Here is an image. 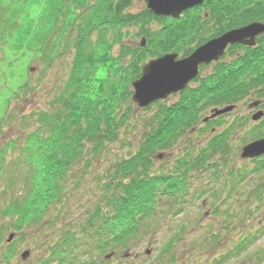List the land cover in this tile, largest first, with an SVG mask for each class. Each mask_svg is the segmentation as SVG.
Instances as JSON below:
<instances>
[{
  "label": "trees",
  "instance_id": "obj_1",
  "mask_svg": "<svg viewBox=\"0 0 264 264\" xmlns=\"http://www.w3.org/2000/svg\"><path fill=\"white\" fill-rule=\"evenodd\" d=\"M135 1L0 0V45L11 42L12 57L33 55L46 69L59 58H71L49 109L25 117L34 128L20 146L21 189L0 202L11 228L44 222L42 228L50 231L39 264H121L111 259L159 234L162 221L181 212L191 194L209 196L219 213L215 203L229 201L250 174L259 177L247 182L248 197L264 199V155L250 159L255 163L250 173L228 172L243 145L264 137V114L244 131L248 115L231 121L233 110L212 116L214 109H236L242 102L264 113V33L254 46L233 44L220 61L202 65L173 101L139 108L140 117L132 100V84L150 59L167 53L186 57L229 30L264 23V0H204L179 18L157 16L147 6L131 11ZM2 69L10 80L0 94L10 91L12 99L26 92L28 81L12 90L13 67ZM235 137L241 138L240 147L234 146ZM118 145L122 152L104 159ZM9 146L15 149L16 142L3 151ZM4 172L0 162V176ZM226 174L236 179L228 190L219 185ZM17 176L10 177V187ZM92 178L96 202L70 219V198ZM229 213L224 215L230 218ZM218 237L211 234L213 242ZM256 237L245 234L233 251L244 250ZM15 242L3 244L0 237V264H12ZM175 242L171 238L162 245L159 261L170 256L167 262L174 263ZM109 253L113 256L106 258Z\"/></svg>",
  "mask_w": 264,
  "mask_h": 264
},
{
  "label": "rangeland",
  "instance_id": "obj_2",
  "mask_svg": "<svg viewBox=\"0 0 264 264\" xmlns=\"http://www.w3.org/2000/svg\"><path fill=\"white\" fill-rule=\"evenodd\" d=\"M146 2L147 0H136L131 11L135 12L143 9L146 6ZM30 11L32 15L37 12L35 7H32ZM130 41L132 43L136 42L135 39ZM10 50L11 42L0 45V69L3 68L2 71L5 72L6 70L4 69L5 67L8 68L9 64L13 67L14 75L10 84L12 90L17 89L21 85L23 86L27 81L28 87L26 92L20 93L18 97L15 96L16 98L10 99V91L6 93V96L5 94H0V162L5 165V172L0 176V202L16 194L18 195L21 189V179L19 178L24 175V165L18 166L17 164L21 150L20 146L22 145L24 134L34 128L33 124L29 125L25 122V117L34 111L49 109L50 101L63 86L71 64V58L67 56L55 60L46 69L44 64L33 55L12 57ZM11 58H13L12 61H10ZM31 68L35 69L31 71ZM9 80L8 75L3 77L0 73V90L4 89L2 85L5 82L8 83ZM29 88L32 89L29 90ZM7 97L10 100L6 101ZM174 99H176V96H171L170 100L173 101ZM245 103L242 102L241 106H237L236 109L233 108L231 115L227 117L231 121L238 115H248L250 121L243 131L251 128L259 121L252 118L256 108L250 107ZM135 112L140 117L143 115L139 107L135 109ZM24 127L28 130L24 131ZM137 128L140 130L139 126ZM241 135L242 131L238 133L239 137ZM239 137L233 139L235 147H240L242 141ZM12 140L16 142L15 149L9 146L3 151L2 148L5 144ZM118 151L122 152L120 145L112 147L111 152L105 155L104 159H111ZM3 152L5 155L1 158ZM241 152L242 148L238 155L234 156L228 172H234L235 170H243L245 172L247 170L250 173L255 163L250 161L251 158L242 157ZM14 172L18 173L16 177L18 181H15L17 183L10 187L9 180ZM88 176L90 177L91 175L89 174ZM258 177V174L248 175V180L237 185L236 191L232 193L229 201L222 204L225 202L222 198L215 203L219 205V213H214V206L211 205L212 200L209 196L197 198V195L191 194L183 205L181 212L177 211L178 209L172 211L171 214L167 215L166 220L162 221V228L159 234L154 235L151 239L148 238L149 241L142 242L131 249L133 255L130 259L124 260L122 259L124 254H120L111 260L114 263L121 264H169L167 260L170 256H167L165 261H159V251L166 241L174 238L176 242L172 252L175 257L173 264H264V199L261 202L252 196L249 198L248 189H246L247 182H254L258 180ZM235 180L229 174H226L220 180L219 185L222 186V189L226 187V190H228L236 182ZM96 190L94 178L89 181V187L82 186L80 190L76 189L74 197L69 200L72 207L70 219L75 218L81 210L92 206L96 202V198L92 196ZM227 209L230 211V218L224 215ZM11 223L12 220L9 217H4L0 213V237H2V243L6 244L9 234L16 232V256L12 264H39L40 257L46 252L42 246L43 241L50 235L49 230L42 228L44 222L38 227L30 225L20 230L11 228ZM212 233L219 236L216 242L211 239ZM245 234H254L257 239L244 250L233 251ZM52 239L56 240V236H53ZM27 249L31 250V254L26 260H22L21 253ZM147 251L150 253L147 254Z\"/></svg>",
  "mask_w": 264,
  "mask_h": 264
},
{
  "label": "water",
  "instance_id": "obj_3",
  "mask_svg": "<svg viewBox=\"0 0 264 264\" xmlns=\"http://www.w3.org/2000/svg\"><path fill=\"white\" fill-rule=\"evenodd\" d=\"M203 1L147 0V6L155 15L179 18L185 10L198 6ZM262 33H264V23L252 22L207 41L187 57L178 58L177 53H168L151 59L144 65L142 75L133 82V101L140 107H146L156 100L166 99L169 95L183 90L196 78L201 64L218 60L229 45L236 43L255 45L256 37ZM142 45H145V41ZM233 108V106H227L214 109L212 116L231 111ZM262 116L263 111H259L253 115V120H258ZM261 155H264V137L246 144L241 153L244 158H255ZM13 237L14 234H10L8 241H11ZM29 255L30 250L27 249L22 253V258L26 259Z\"/></svg>",
  "mask_w": 264,
  "mask_h": 264
},
{
  "label": "flooded vegetation",
  "instance_id": "obj_4",
  "mask_svg": "<svg viewBox=\"0 0 264 264\" xmlns=\"http://www.w3.org/2000/svg\"><path fill=\"white\" fill-rule=\"evenodd\" d=\"M222 59V58H221ZM213 64V63H212Z\"/></svg>",
  "mask_w": 264,
  "mask_h": 264
}]
</instances>
